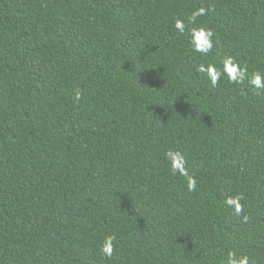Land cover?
Instances as JSON below:
<instances>
[{"label":"trees","instance_id":"16d2710c","mask_svg":"<svg viewBox=\"0 0 264 264\" xmlns=\"http://www.w3.org/2000/svg\"><path fill=\"white\" fill-rule=\"evenodd\" d=\"M225 54L264 72V0H0V264H264V90L195 70Z\"/></svg>","mask_w":264,"mask_h":264},{"label":"clouds","instance_id":"9594fccd","mask_svg":"<svg viewBox=\"0 0 264 264\" xmlns=\"http://www.w3.org/2000/svg\"><path fill=\"white\" fill-rule=\"evenodd\" d=\"M206 15V9L203 7L195 8L190 15L185 18L177 17L173 21L175 30L186 36L188 44L194 53H199L201 57H208L213 52L215 41L214 31L197 23L199 17ZM187 21V24L185 23ZM196 72L202 74L208 83L213 87H217L219 82L226 78L228 82L235 84H247L254 90H264V72L253 71L249 74L247 66H241L236 58L230 54H225L222 60L217 63L210 60H204L196 65ZM74 102H79L82 98V89L75 87L72 92ZM165 159L168 163L170 172L173 175H179L184 178L186 187L189 192L197 190V179L189 172L187 161L184 154L175 149H169L165 153ZM241 196L226 197L225 203L233 207L235 213L239 215L242 206L239 201ZM246 220L247 217H244ZM116 237L114 234L106 235L100 245V251L105 257L111 258L114 251L113 242ZM225 264H249V257L246 254L237 256L235 252H229L225 259Z\"/></svg>","mask_w":264,"mask_h":264}]
</instances>
